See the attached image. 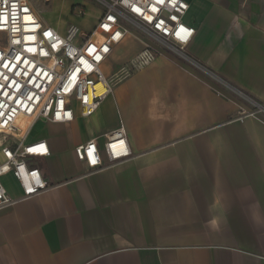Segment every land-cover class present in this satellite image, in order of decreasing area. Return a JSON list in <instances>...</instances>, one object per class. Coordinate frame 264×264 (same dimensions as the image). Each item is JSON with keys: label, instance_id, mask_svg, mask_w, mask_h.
I'll list each match as a JSON object with an SVG mask.
<instances>
[{"label": "crops", "instance_id": "1", "mask_svg": "<svg viewBox=\"0 0 264 264\" xmlns=\"http://www.w3.org/2000/svg\"><path fill=\"white\" fill-rule=\"evenodd\" d=\"M184 1L186 58L150 41L154 60L91 116L33 121L24 141L44 138L50 155L30 162L56 186L21 199L13 175L1 177L18 200L0 209V264H264V0ZM143 37L113 46L105 76ZM120 126L131 157L103 155L90 172L75 147L95 139L102 151Z\"/></svg>", "mask_w": 264, "mask_h": 264}, {"label": "built area", "instance_id": "2", "mask_svg": "<svg viewBox=\"0 0 264 264\" xmlns=\"http://www.w3.org/2000/svg\"><path fill=\"white\" fill-rule=\"evenodd\" d=\"M49 2L51 0H44ZM99 5L96 23L88 28L69 23L63 31L36 12L32 0H0V209L18 199L7 195L1 177L11 173L22 189L21 199L46 192L51 184L30 161L50 155L44 138L24 141L33 121L66 123L75 109L91 116L112 87L155 58L150 41L186 58L184 49L195 28L182 19L184 0H93ZM75 16L85 9L73 7ZM136 30L144 47L110 76L101 65L124 35ZM28 124L21 126V121ZM90 172L131 157L126 132L120 126L108 133L102 151L95 139L74 149Z\"/></svg>", "mask_w": 264, "mask_h": 264}, {"label": "rangeland", "instance_id": "3", "mask_svg": "<svg viewBox=\"0 0 264 264\" xmlns=\"http://www.w3.org/2000/svg\"><path fill=\"white\" fill-rule=\"evenodd\" d=\"M32 5L38 15L46 22L52 23L53 26H66L71 21L72 17L79 18L82 22L78 23L81 26H87L91 23V16L99 10V5L93 0H32ZM73 7H82L85 9V14L80 17L74 16ZM102 69V68H101ZM103 72V70H102ZM105 75V74H104ZM38 129L39 127H35ZM1 181L8 183L5 178ZM9 184V183H8Z\"/></svg>", "mask_w": 264, "mask_h": 264}, {"label": "bare ground", "instance_id": "4", "mask_svg": "<svg viewBox=\"0 0 264 264\" xmlns=\"http://www.w3.org/2000/svg\"><path fill=\"white\" fill-rule=\"evenodd\" d=\"M27 121L26 120H22L21 121V126L24 127L26 125Z\"/></svg>", "mask_w": 264, "mask_h": 264}]
</instances>
